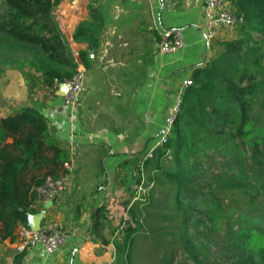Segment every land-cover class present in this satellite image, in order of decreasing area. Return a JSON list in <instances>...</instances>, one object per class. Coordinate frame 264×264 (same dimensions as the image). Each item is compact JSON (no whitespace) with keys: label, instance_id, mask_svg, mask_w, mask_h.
<instances>
[{"label":"trees","instance_id":"1","mask_svg":"<svg viewBox=\"0 0 264 264\" xmlns=\"http://www.w3.org/2000/svg\"><path fill=\"white\" fill-rule=\"evenodd\" d=\"M0 1V50L29 52L25 66L40 73L51 90L55 81L70 80L76 68L53 18L59 1ZM234 1L237 15L244 20L240 39L224 43L220 57L194 73L193 85L182 93L180 112L167 142L144 166L148 182L159 184V176L164 175L168 186H175L173 202L167 204L166 199L155 207L149 202L144 208L129 210L134 226L116 245L118 264H133V246L140 231L152 238L156 229L170 228L166 223L173 221H177L183 254L193 264H264V235L246 231L249 211L224 217L231 204L246 206L250 181L262 184L252 170L264 174V151L260 149L264 148V127L256 111L264 100V48L260 47L264 46V0ZM99 36L98 27L88 23L75 34L76 39L89 42L91 49ZM79 59L85 64L89 51L80 52ZM12 67L24 70L17 63ZM48 132L46 117L33 107H23L0 120V241L19 243L21 228L28 227L29 217L36 212L35 190L48 178L66 172L67 153ZM247 148L253 150L251 157ZM214 153L228 158L229 170L201 176L209 171L205 158ZM168 164L172 169L166 171ZM154 209H158L155 217L149 213ZM175 213L180 217L169 216ZM154 218L156 225L151 222ZM200 225L204 235L198 232Z\"/></svg>","mask_w":264,"mask_h":264},{"label":"crops","instance_id":"2","mask_svg":"<svg viewBox=\"0 0 264 264\" xmlns=\"http://www.w3.org/2000/svg\"><path fill=\"white\" fill-rule=\"evenodd\" d=\"M83 1L73 8L60 0L53 13L76 70L85 73L78 105L66 106L31 69L3 71L0 90V120L33 107L46 117L50 139L72 163L70 191L58 203L38 205L28 223L34 229L58 221L69 238L51 257L41 248L19 253L18 243L0 241V264H118L116 245L123 236L116 232L133 201L134 165L165 133L184 82L212 56V43L202 35L204 0H112L114 5L93 12L80 8ZM143 15L154 29L136 24ZM84 23L98 27L100 39L92 49L75 38ZM176 29L183 32V50L161 55L158 31ZM151 30L158 43L146 52L144 38ZM92 50L96 59L83 64L79 53L90 56Z\"/></svg>","mask_w":264,"mask_h":264},{"label":"built area","instance_id":"3","mask_svg":"<svg viewBox=\"0 0 264 264\" xmlns=\"http://www.w3.org/2000/svg\"><path fill=\"white\" fill-rule=\"evenodd\" d=\"M80 1L82 0H69V5L76 8ZM202 16L204 19V31H202V35L207 43L224 40L226 37L230 39L232 30L238 29L244 24V20L237 15L234 0H204ZM159 35L158 52L161 55H172L183 50L184 38L182 30L160 31ZM89 58L91 60L96 59L93 54ZM85 81V73L79 69L75 71V74L70 80L63 83L55 81L53 91L62 98L66 106L75 108L83 93ZM192 85V79L184 82L182 91L179 93L166 118L165 133L161 136L159 142L141 157L142 161L135 171V175L140 178V181L134 182L132 185L134 194L132 202L133 204L138 203L139 208H144L148 204L150 197L149 184L152 186L154 183L146 181L145 163L152 160L156 149L167 142V136L174 127L176 118L180 112L182 93ZM62 88H65L66 91L60 94L59 91ZM64 168L66 171L64 175L59 178H48L35 190L36 202L33 206L34 209L38 205L58 203L70 191L74 172L69 159L64 164ZM133 226V221L126 212L118 226L116 236H123ZM19 238V243L16 246V250L19 253H27L35 248H41L47 256L51 257L67 244L69 235L66 227L62 223L58 221H46L36 230L29 227H22Z\"/></svg>","mask_w":264,"mask_h":264},{"label":"rangeland","instance_id":"4","mask_svg":"<svg viewBox=\"0 0 264 264\" xmlns=\"http://www.w3.org/2000/svg\"><path fill=\"white\" fill-rule=\"evenodd\" d=\"M59 4H60V0H59ZM112 5H114V1L112 0L111 2L109 0L108 1L107 0H85L80 4V8H83L85 10L87 8L89 11L93 12L96 10H102V7L104 6H112ZM1 9H2V3L0 1V12H2ZM145 17L146 16L143 15L142 22L138 21L136 22V24L137 25L141 24L142 27L145 30H147V27H151L152 21H147L146 19H144ZM88 21H91V22L93 21L91 15ZM151 28L154 29V26ZM239 30L240 28L232 30L231 32L232 35L230 39L226 37L224 38V40L212 42L211 47L212 49L213 48L214 49L212 51V56H210V59L207 65H209L212 61L220 57L221 53L224 51V47L222 46L224 43H231V42H234L240 39ZM158 32H160V30ZM157 34L158 33L153 30L150 31V34L148 33V35L144 38L145 42L143 44V51L148 52V50L151 51L152 49H154L155 44L158 43ZM260 47L263 49L264 48L263 44L262 46L260 45ZM131 49H132V46H130V50ZM12 53L8 51L4 52L0 50V90H1V83L3 81L2 79L3 71L7 70L8 68H13L12 65L14 66L15 63H17L19 67L21 68L23 67L24 70L30 69L28 66H25L24 64V60H27L31 56L29 52L23 51L17 54H14V53L12 54ZM93 54L96 58L95 51L93 52ZM256 111L259 113V119L261 121L260 126L264 127V100L260 101V103L256 107ZM257 125L259 127V124ZM260 149L262 152L264 151L263 146L260 147ZM252 151H253L252 149L247 148L246 154H248L251 157ZM245 161L247 164H249V161H247L246 159ZM205 162L208 163L206 167L209 168V171L207 172L204 171V173L201 176L208 177V174L209 176H211L212 174L216 176L218 173H226L229 170L228 158L222 156V154L220 153L211 154L210 157L205 158ZM171 169H172V165L168 164L166 166V171H169ZM252 172L255 176L259 177L262 180V184H257L255 180H252L253 182L250 181L247 187L248 195H247V198H245L246 208L239 203L231 204L230 206H228V210L224 214V217L225 218L231 217V215H233L236 211H240L242 213H245V212L248 213L249 211V213L245 215L248 217L247 219L248 225L246 227L247 234L251 235L252 233L258 232L260 236H263L264 235V188H263L264 187V174H262L263 176H261L260 172L256 171V168H255V171L252 170ZM147 178L148 176L146 173V179ZM159 178H160L159 184L153 183L152 186L151 184H149L150 197L148 199V203L150 202V204H154V207L166 199L168 200L166 202L167 204H170L171 202H173L172 192L173 190L175 191V186H170V185L168 186L164 175L159 176ZM256 179L258 180V178ZM199 180H200L199 182H201L202 179L199 178ZM146 181L148 182V180ZM194 187H198V183L195 184ZM167 195H170L169 199L166 198ZM243 204H244V201H243ZM132 205H133V202L131 206ZM131 206L128 207L126 211L129 217H131L129 213V210H131ZM149 213L155 217L156 213H158V209H154L150 211ZM169 216L171 218L175 217V219L180 217L176 213L174 216H171V215ZM154 219H155L154 221H151V222H155V223H152V225H156V223H158L157 218H154ZM166 224L169 225L168 227L170 228H167L166 226H164L161 229H156L155 234L153 236L151 235V237L153 238V241H150L152 238H148L149 236H147V234L145 236H142L143 232L141 231H140V235H137L135 237L136 240L133 246V251L135 253L133 264H193L186 258V256H184L183 247L182 245L178 243L180 239H179L178 230L176 231L177 221H173L170 223L167 222ZM147 230L144 229V231H147ZM198 232H200V234H203V235L205 234V231L201 227V225L198 228ZM158 240L161 241L159 245H157ZM213 251H214V248H212V252Z\"/></svg>","mask_w":264,"mask_h":264},{"label":"water","instance_id":"5","mask_svg":"<svg viewBox=\"0 0 264 264\" xmlns=\"http://www.w3.org/2000/svg\"><path fill=\"white\" fill-rule=\"evenodd\" d=\"M65 91H66L65 88H62V89L59 91V93H60V94H63V93H65ZM50 204H51V203H50ZM34 229L36 230V229H38V227H36V228H34Z\"/></svg>","mask_w":264,"mask_h":264}]
</instances>
